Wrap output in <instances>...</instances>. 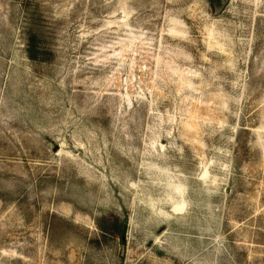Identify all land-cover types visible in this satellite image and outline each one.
Returning a JSON list of instances; mask_svg holds the SVG:
<instances>
[{"label":"rangeland","instance_id":"rangeland-1","mask_svg":"<svg viewBox=\"0 0 264 264\" xmlns=\"http://www.w3.org/2000/svg\"><path fill=\"white\" fill-rule=\"evenodd\" d=\"M0 264H264V0H0Z\"/></svg>","mask_w":264,"mask_h":264},{"label":"trees","instance_id":"trees-1","mask_svg":"<svg viewBox=\"0 0 264 264\" xmlns=\"http://www.w3.org/2000/svg\"><path fill=\"white\" fill-rule=\"evenodd\" d=\"M32 58V57H31ZM121 228H122V225H121V223L118 221V219L116 218L115 219V222H114V229H116L115 231H114V233H116V234H119V232L121 231ZM113 233V234H114Z\"/></svg>","mask_w":264,"mask_h":264},{"label":"water","instance_id":"water-1","mask_svg":"<svg viewBox=\"0 0 264 264\" xmlns=\"http://www.w3.org/2000/svg\"><path fill=\"white\" fill-rule=\"evenodd\" d=\"M125 228H126V225L124 223L123 227H122V232L120 234V240H121V243L124 244V235H125Z\"/></svg>","mask_w":264,"mask_h":264}]
</instances>
